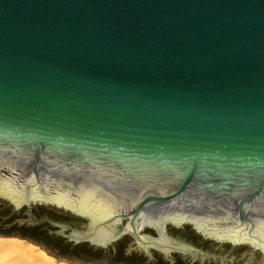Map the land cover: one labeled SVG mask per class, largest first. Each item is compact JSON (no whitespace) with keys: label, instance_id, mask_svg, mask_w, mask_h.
<instances>
[{"label":"water","instance_id":"95a60500","mask_svg":"<svg viewBox=\"0 0 264 264\" xmlns=\"http://www.w3.org/2000/svg\"><path fill=\"white\" fill-rule=\"evenodd\" d=\"M0 201L96 249L264 264V0H0Z\"/></svg>","mask_w":264,"mask_h":264},{"label":"trees","instance_id":"16d2710c","mask_svg":"<svg viewBox=\"0 0 264 264\" xmlns=\"http://www.w3.org/2000/svg\"><path fill=\"white\" fill-rule=\"evenodd\" d=\"M21 218L25 219L24 210L15 212L7 202L0 201V236L33 241L56 257L63 259H76L82 262L104 261L113 264H190L183 256L177 254L173 256L172 261H166L158 253H154L150 260H146L141 254L126 253L123 248H120L119 242L115 243L114 247L106 253L84 245L71 247L63 239L53 235L48 222L37 221L36 223L29 224L27 222H20ZM198 246L204 250H212L210 245L204 241H201ZM233 264H243L241 251L235 252Z\"/></svg>","mask_w":264,"mask_h":264},{"label":"flooded vegetation","instance_id":"af4514ba","mask_svg":"<svg viewBox=\"0 0 264 264\" xmlns=\"http://www.w3.org/2000/svg\"><path fill=\"white\" fill-rule=\"evenodd\" d=\"M23 209H24L25 219L21 218L19 220L20 222L28 223L29 220L31 221V223L29 224L36 223L37 221L38 222H48V225L51 228L53 235L55 237L63 239L69 246L77 247V246L84 245L89 248L96 249L89 242H75L73 240L65 239L63 236L58 235L56 233L57 231L60 230L59 225H63L68 228L66 229V234H69V235L72 234L70 229H81L83 225H87V221L84 218L78 215H75L71 213L70 211H66L62 208H57L55 206L45 205V204H40L37 207L32 206L30 211H27L26 207H24ZM20 210H22V208ZM145 229L152 230L151 228H145ZM178 232L182 235V237H184V240H187L188 242L192 244L200 245L202 241V239H200L199 236L196 235L195 232L191 228L180 229ZM117 242H119L120 248H123V250L126 253L128 254L136 253L131 249L134 246V241L129 235H124L118 241L110 245L106 250L104 249H96V250H100L102 253H106L110 249H112L114 247V244ZM142 256L146 260H148L147 257H145L144 255Z\"/></svg>","mask_w":264,"mask_h":264},{"label":"bare ground","instance_id":"6f19581e","mask_svg":"<svg viewBox=\"0 0 264 264\" xmlns=\"http://www.w3.org/2000/svg\"><path fill=\"white\" fill-rule=\"evenodd\" d=\"M0 264H69L47 255L34 244L0 236Z\"/></svg>","mask_w":264,"mask_h":264},{"label":"rangeland","instance_id":"374dc122","mask_svg":"<svg viewBox=\"0 0 264 264\" xmlns=\"http://www.w3.org/2000/svg\"><path fill=\"white\" fill-rule=\"evenodd\" d=\"M21 239V238H19ZM22 240H26V239H22ZM27 242H30L32 244H34L35 246L39 247L40 249H42L47 255L55 258L56 260L58 261H63V262H66V263H69V264H113V263H110V262H104V261H92V262H82V261H78L76 259H63V258H60V257H56L55 255H53L52 253L48 252L46 249H44L41 245L33 242V241H29V240H26ZM116 264V263H114ZM117 264H132V263H117Z\"/></svg>","mask_w":264,"mask_h":264}]
</instances>
